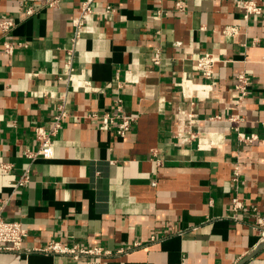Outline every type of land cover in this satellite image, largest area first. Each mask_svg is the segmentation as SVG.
Wrapping results in <instances>:
<instances>
[{
  "label": "crops",
  "instance_id": "obj_1",
  "mask_svg": "<svg viewBox=\"0 0 264 264\" xmlns=\"http://www.w3.org/2000/svg\"><path fill=\"white\" fill-rule=\"evenodd\" d=\"M83 1L48 8L46 0H0V19L17 21L12 40L28 44L13 56L0 49V199L5 218L27 233L23 250L0 252V264L85 263L33 250L56 241L128 250L103 264H264L255 228L264 218V11L245 20L235 0H186L185 12L175 10L179 0H98L76 48L74 80L99 91L71 88L54 157L31 162L25 153L39 148L35 127L52 126L67 87L59 77ZM26 7L37 12L27 17ZM203 53L221 60L213 81L196 69ZM244 71L250 94L237 123L231 108ZM120 107L137 119L124 139L87 118ZM189 116L200 139L174 147ZM237 125L258 140L240 143ZM27 166L31 182L15 190ZM236 191L245 203L239 221Z\"/></svg>",
  "mask_w": 264,
  "mask_h": 264
},
{
  "label": "built area",
  "instance_id": "obj_2",
  "mask_svg": "<svg viewBox=\"0 0 264 264\" xmlns=\"http://www.w3.org/2000/svg\"><path fill=\"white\" fill-rule=\"evenodd\" d=\"M61 0H46V6L48 8H57ZM98 0H84L82 2L81 13L78 17L73 19V34L70 38V47L66 48V58L64 64V72L59 77L67 84L66 90L61 93L57 98V113L54 115V123L50 127L44 125H37L35 127V137L38 141L39 148L36 151L27 150L25 155L31 161L34 162L38 159H52L54 157V138L58 136L62 130L63 123L70 117L69 98L71 88H81L99 91L97 88H90L87 86L86 80L81 82H75L76 68L74 66L75 52L79 41L87 34V23L91 16L96 12V3ZM239 8L243 11V17L248 20L252 15L261 16L263 14V7L258 0H235ZM188 8L186 0H179L175 3V10L178 12H185ZM37 12L34 7H26L25 14L27 17L33 16ZM115 9L111 6H107L105 13H114ZM159 16L163 14L160 11ZM17 21L14 17L5 16L0 19V49L9 56L15 55L17 50H21L28 47V44L23 42H16L12 40L13 32L16 29ZM235 29H233L234 31ZM236 31V30H235ZM218 58L212 53H203L197 60L196 69L200 75L208 81L216 79L215 67L220 62ZM155 65L160 64L159 55L153 58ZM210 84L200 85L204 95H209L211 91ZM251 77L247 72L240 73L236 78V84L234 90L236 93L231 116V121L239 123L241 118V111L246 106V100L250 94ZM184 91V86H183ZM198 93L200 89H197ZM190 117V116H189ZM87 118L95 120L97 123L102 124L104 127H113L115 134L120 138H126L127 134L133 129L136 117L129 116L125 113L123 108H118L115 114L105 112L89 113ZM237 138L240 143L251 144L258 140L256 133L247 134L241 131L239 125L235 127ZM201 132L196 130L193 126V120L190 117L188 122V128L186 130L176 131L174 134L175 141L172 142L174 147L181 148L187 143H193L200 139ZM153 157L157 156V150L152 151ZM157 165H162V160H156ZM1 168L5 173L12 170V165L2 163ZM31 182V168L27 166L20 177L13 182V188L15 190L21 189L27 186ZM232 182L238 187L242 182V170L239 164L234 166ZM236 195L231 199L232 219L239 221L240 212L245 209V203L236 191ZM6 201L0 199V252H17L20 253L23 250V245L27 237L23 225L20 221L8 220L4 216V210ZM255 228L261 231L262 238H264V218L259 217L256 220ZM154 240V238H152ZM141 246L140 243L134 245V248ZM130 248L129 250H131ZM34 251L42 252L45 254H60L71 257L74 260L84 258V264H103L106 258L126 253L124 249L120 251H112L102 246L94 247H82L76 243L71 245H65L61 242H51L45 247L34 248Z\"/></svg>",
  "mask_w": 264,
  "mask_h": 264
},
{
  "label": "bare ground",
  "instance_id": "obj_3",
  "mask_svg": "<svg viewBox=\"0 0 264 264\" xmlns=\"http://www.w3.org/2000/svg\"><path fill=\"white\" fill-rule=\"evenodd\" d=\"M188 86V85H187ZM200 93V92H199Z\"/></svg>",
  "mask_w": 264,
  "mask_h": 264
}]
</instances>
